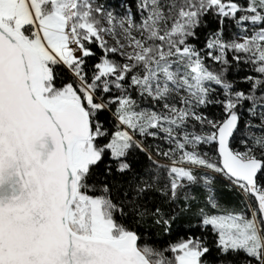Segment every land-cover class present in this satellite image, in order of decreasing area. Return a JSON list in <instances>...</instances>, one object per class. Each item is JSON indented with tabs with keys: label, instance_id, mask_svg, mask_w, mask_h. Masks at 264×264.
Returning <instances> with one entry per match:
<instances>
[{
	"label": "snow or ice",
	"instance_id": "obj_1",
	"mask_svg": "<svg viewBox=\"0 0 264 264\" xmlns=\"http://www.w3.org/2000/svg\"><path fill=\"white\" fill-rule=\"evenodd\" d=\"M0 264H264V0H0Z\"/></svg>",
	"mask_w": 264,
	"mask_h": 264
}]
</instances>
